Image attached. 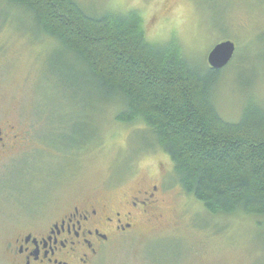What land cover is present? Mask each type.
<instances>
[{"label": "rangeland", "instance_id": "374dc122", "mask_svg": "<svg viewBox=\"0 0 264 264\" xmlns=\"http://www.w3.org/2000/svg\"><path fill=\"white\" fill-rule=\"evenodd\" d=\"M75 1L98 14L136 13L143 23V9L110 7L116 0ZM141 2L156 6L148 29L170 21L166 36L147 41L176 42L195 64L209 66L208 55L219 43L236 45L231 66L216 85L223 117L237 120L249 98L264 106V0ZM178 4L186 7L177 9ZM0 21L5 23L0 22V120L11 121L30 137L29 150L16 161L28 159L0 169V264H8L9 242L37 231L74 204L97 198L119 206L153 186H158L163 219L115 241L95 264H264V240L253 219L208 215L177 183L173 163L163 151L135 153L141 151L134 136L142 126L117 123L110 107L83 102L88 100L79 89L64 93V83L54 73L62 63L60 46L31 33L29 13L0 0ZM69 140L78 145V153L50 145Z\"/></svg>", "mask_w": 264, "mask_h": 264}, {"label": "trees", "instance_id": "16d2710c", "mask_svg": "<svg viewBox=\"0 0 264 264\" xmlns=\"http://www.w3.org/2000/svg\"><path fill=\"white\" fill-rule=\"evenodd\" d=\"M4 2L29 13L31 33L60 46L54 73L66 95L79 89L88 100L80 101L110 107L117 123L142 126L136 154L163 151L177 183L208 215L253 219L264 240V106L249 98L237 120L222 116L216 85L231 65L212 70L176 42L149 43L136 13L98 14L75 0ZM50 145L78 151L73 140Z\"/></svg>", "mask_w": 264, "mask_h": 264}, {"label": "flooded vegetation", "instance_id": "af4514ba", "mask_svg": "<svg viewBox=\"0 0 264 264\" xmlns=\"http://www.w3.org/2000/svg\"><path fill=\"white\" fill-rule=\"evenodd\" d=\"M28 134L11 121L0 120L1 170L28 159L16 161L30 148ZM157 192L158 186L140 189L119 206L97 198L78 202L37 231L28 230L9 242L8 264H95L115 241L137 235L145 224L154 226L163 219Z\"/></svg>", "mask_w": 264, "mask_h": 264}, {"label": "clouds", "instance_id": "9594fccd", "mask_svg": "<svg viewBox=\"0 0 264 264\" xmlns=\"http://www.w3.org/2000/svg\"><path fill=\"white\" fill-rule=\"evenodd\" d=\"M109 6L114 9H127L132 7L143 9L141 13L143 18L141 27L146 29L144 38L146 40H154L159 36H166V29H168L170 21L161 20L159 23L148 29V21L154 14L156 8L154 4H143L141 0H133L131 4H125L120 2V0H116V2L111 3ZM185 7L186 6L184 4H178L176 6V8L180 10L184 9Z\"/></svg>", "mask_w": 264, "mask_h": 264}, {"label": "water", "instance_id": "95a60500", "mask_svg": "<svg viewBox=\"0 0 264 264\" xmlns=\"http://www.w3.org/2000/svg\"><path fill=\"white\" fill-rule=\"evenodd\" d=\"M236 45L226 41L216 45L208 55V65L212 70H222L228 67L236 54Z\"/></svg>", "mask_w": 264, "mask_h": 264}]
</instances>
